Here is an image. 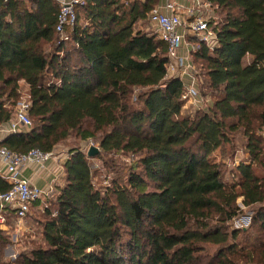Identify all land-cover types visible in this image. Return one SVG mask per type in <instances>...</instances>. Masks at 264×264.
<instances>
[{"label": "trees", "instance_id": "trees-1", "mask_svg": "<svg viewBox=\"0 0 264 264\" xmlns=\"http://www.w3.org/2000/svg\"><path fill=\"white\" fill-rule=\"evenodd\" d=\"M204 1L215 38L186 39L205 105L189 117L187 80L167 75V45L148 28L161 0H84L62 41L55 0H0V125L21 81L31 120L0 145L50 152L78 134L101 150H70L63 182L44 197L40 241L13 261L0 228V264H264V0ZM237 136L248 160L228 183L211 158ZM110 153L137 159L126 183L101 190L90 159ZM9 188L0 177V193ZM245 209L249 227L230 229Z\"/></svg>", "mask_w": 264, "mask_h": 264}, {"label": "built area", "instance_id": "built-area-1", "mask_svg": "<svg viewBox=\"0 0 264 264\" xmlns=\"http://www.w3.org/2000/svg\"><path fill=\"white\" fill-rule=\"evenodd\" d=\"M178 1L167 0L163 5L159 4L154 7L148 15V20L155 27L157 37L167 45L170 58L167 65V75L176 74L181 78L186 75L190 79V82L185 85V91L181 99L184 103L197 102L201 99H199L196 92L195 68L189 56V49H194L195 44L186 42L185 37L188 33L196 37L198 41L210 43L215 38V32L208 25L210 16L193 15L191 10L187 12V17L183 20L179 12ZM201 1L200 4H204L206 7L211 6L210 3ZM55 2L58 5L56 31L59 33V41H62L67 39L64 28L74 25L76 7L82 5L84 0H55ZM183 44L186 47V54L181 56L178 51ZM28 109L29 102L27 98H21L15 105L14 115L8 123L11 131L31 126ZM87 151L84 150L85 153ZM53 157H55L53 151L43 152L39 149H30L26 153H16L0 145V164L5 167L6 175H4V178L10 184V188L6 192L0 193V225H3L6 221L3 215L5 207H13L16 219L21 220L29 211L32 203L40 200L44 195L41 188L19 176L22 168L29 164L43 165Z\"/></svg>", "mask_w": 264, "mask_h": 264}, {"label": "rangeland", "instance_id": "rangeland-1", "mask_svg": "<svg viewBox=\"0 0 264 264\" xmlns=\"http://www.w3.org/2000/svg\"><path fill=\"white\" fill-rule=\"evenodd\" d=\"M181 17L183 18V20H185L187 16L185 14H181ZM148 28L156 32L155 27L150 22L148 23ZM187 37H185V40ZM195 71L196 73H198L197 69H195ZM27 92L28 90L26 85H22L20 97L22 99H26ZM203 102L204 101L200 100L197 102L184 103L182 108V114L189 117L194 116L197 108L200 107L205 108ZM257 135H260L262 140H264V127L257 132ZM90 147H93L95 149L97 148L98 152L100 151L99 154H101L100 147L98 146V143L95 142L94 139L89 138L87 140H82L80 139L78 134H72L70 137H68V139L64 140L63 142L55 146L53 152L55 154V159H56L55 161L56 170H57L55 172L56 179H53L52 183L49 184V188H48L49 193L46 196L44 195L42 196V198L40 199V203L33 205L23 219L21 220L15 219L12 220V222L10 223L9 225V227L11 228L10 237L12 242L10 245L12 247L8 245L5 248V250H7L6 253H8V257L6 258V256L4 255V258L7 259V262L10 260L13 261L17 257L19 252L24 250V248L27 247L30 248L34 244L40 241L41 239L40 221H42L44 218L43 210L45 209V207H49L48 202H46L47 199L45 200V198H48V200L52 198L51 196L54 195L55 188L63 182L64 169L62 163L67 158V155L70 152V150L77 148L83 151L84 150L87 151ZM224 152L225 153H221V154L219 152H216L215 154L212 155L211 159L225 162L224 165L226 171L224 174V180L230 183V181L233 179L232 171L234 167L237 166L239 162L248 160V155L245 151V146H244V139H242L240 136H237L233 144L226 145ZM135 159H137V157L131 155H125L122 153L104 154L101 156L100 159L99 158L90 159V164L94 172V176H93L94 185L97 188L103 190L104 187L110 186L112 184V181L114 180H118L122 184L126 183L127 176L129 173L128 167L131 161ZM259 171L260 170L258 169L256 172H258L259 174ZM238 203L241 206L240 202ZM244 211H245L244 214L240 215L236 219H233L229 223L228 227L230 229L249 227V221H250L249 217L251 212L246 209ZM11 249L13 251H11Z\"/></svg>", "mask_w": 264, "mask_h": 264}, {"label": "crops", "instance_id": "crops-1", "mask_svg": "<svg viewBox=\"0 0 264 264\" xmlns=\"http://www.w3.org/2000/svg\"><path fill=\"white\" fill-rule=\"evenodd\" d=\"M25 3H28L27 0H23ZM167 0H161L160 5H163ZM201 0H179L177 4L179 7V12L181 14L187 15L188 11L192 10L193 15H203L206 17H213L215 15L214 8L206 7L204 4H200ZM203 2H205L203 0ZM182 31V29H181ZM188 36V37H187ZM187 38L191 37V34L189 35L187 33ZM186 38V39H187ZM179 55L184 56L186 54V47L183 44L182 47L178 51ZM183 78L187 80V84L190 82L189 77L184 75ZM22 85H25L24 82H20V87L22 88ZM27 87V86H26ZM9 123V122H8ZM8 123H4L0 125V143L8 137L10 134L17 133L18 131H24L28 128H20L16 131H11L9 128ZM56 159L53 157L51 160L45 162L43 165H37V164H29L22 168L20 171V177L27 179L31 184L38 186L42 189L44 196H46L49 193V184L52 183L53 179H56L55 172L56 170ZM63 164V163H62ZM4 175H6V169L5 167L0 164V177L4 178ZM6 180V179H5ZM55 191V190H54ZM3 215L5 218H7V222L3 225H0V228L7 230L8 232H11V228L9 227L12 220L16 219V215L14 212L13 207L7 206L3 210ZM7 216V217H6ZM13 229V228H12ZM11 246V245H10ZM9 246V248H10ZM12 247V246H11ZM11 251H13L11 249ZM7 250H4V255L6 258L8 257V253H6ZM13 253V252H12ZM11 253V254H12Z\"/></svg>", "mask_w": 264, "mask_h": 264}, {"label": "water", "instance_id": "water-1", "mask_svg": "<svg viewBox=\"0 0 264 264\" xmlns=\"http://www.w3.org/2000/svg\"><path fill=\"white\" fill-rule=\"evenodd\" d=\"M97 152H98L97 148L95 149V148H93V147H90V148L88 149V151H87V155H88V156H93V155L97 154Z\"/></svg>", "mask_w": 264, "mask_h": 264}]
</instances>
